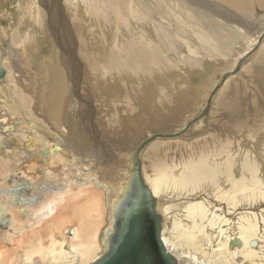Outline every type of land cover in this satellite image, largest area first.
<instances>
[{
	"label": "rangeland",
	"instance_id": "obj_1",
	"mask_svg": "<svg viewBox=\"0 0 264 264\" xmlns=\"http://www.w3.org/2000/svg\"><path fill=\"white\" fill-rule=\"evenodd\" d=\"M135 1L142 7L140 12L144 10L141 12L142 18L147 22L142 18L130 21L131 25L124 29L123 35H120L122 39L124 36L125 41L133 38L139 41L128 56L130 57L134 52L141 51L143 55L151 52L157 54L159 60L151 70H146V64L139 63V66L143 67L142 71L134 72L138 74L136 86L140 92L135 93V78H130L133 60L129 59L127 65L130 68H127L126 73L121 76L124 79L118 82L117 88L122 94L109 98L107 106L101 103L102 108L98 109L99 113L93 114L94 118H91V114L87 117L83 114L85 121L74 126L73 132H69L71 131L69 126H62L64 130L62 127L55 128L42 105L43 92L40 88L41 79L37 68L40 70L44 65L51 66L56 63L60 65L57 70L60 77L65 74L63 65L58 59L60 53L58 43L47 25L50 19L59 23V33L65 46L62 45L68 51V55L65 56L69 57V60L71 58L76 69H80L77 78L67 84L70 86L73 98L80 99L85 104V96L88 92L86 82L90 76L79 67V57L83 52L81 46L84 45L85 36L90 40L93 39V35L100 39V35L105 34V26L103 24L97 26L87 11L86 13L80 11L84 25L79 26L78 17L72 12L76 10L73 6L75 0H0V35H2L0 59L8 64L12 76L14 75L13 84L22 95L21 98L16 94H8V99L13 102L11 106H14L11 110L17 114L11 117L6 115L8 112L1 104L3 100L0 98V113L6 120L4 124H7L8 128L7 132L0 133L2 138L9 133L20 135L19 130L30 129L25 123L18 121L20 118L35 119L39 121L37 125L45 128L44 132L38 131V134L46 135L50 144H57L64 150L76 151V155L84 163L92 159L93 150L97 155L95 159L101 158L104 160L102 163L108 165L107 161L114 158L111 151L113 145H116L114 148L118 149V152L120 142L121 145L130 146L128 150L123 151L125 154L130 152L131 146L134 148L142 138L151 133L173 131L175 133L179 128H183L202 108L204 94L210 91L222 73L229 71L240 58L251 51L259 35L264 32V2L260 4L259 0H248L246 4L234 0L233 6L219 0ZM200 1H203L205 6H196ZM123 2L133 4V0H123ZM83 9L86 10L84 3L79 7V10ZM133 9L136 10V6ZM58 10L61 16L56 14ZM90 20L94 23L91 24ZM130 28L133 35L130 34ZM105 42L104 39L103 45ZM59 44L61 45L60 40ZM100 44L93 46L91 52L96 56L100 54L104 60L106 53ZM21 54L28 55L32 60L24 59ZM18 55H21V59L17 57ZM21 60H28L30 66L25 68ZM46 71L51 75V68ZM171 71L176 72V75L171 76ZM226 81L213 98L209 111L207 128L209 130L197 137L198 132L195 133L188 124L186 139H157L150 143L156 144L160 152L168 154L193 150L191 148L194 144L211 137H214L216 144H219L224 137L214 157L195 168L181 171L175 165L179 161L173 158H150L151 160L147 161L149 160L147 153L144 156L143 153L148 146L140 156L141 174L157 195L167 215L163 225L164 238L166 244H169L168 249L172 247L175 250L173 255L180 258H177L178 264H264V137H262L264 112L263 116L258 115L259 122L254 118L242 122L241 127L244 129L240 130L229 129L230 121L222 118L226 113L223 111L218 114L216 109L218 98L222 101L227 100V88L234 82L236 86L242 88L237 97L243 102L240 103L238 118L243 114L249 116L250 113L258 112V108L264 111V99H262L264 93L259 88V82L264 88V37L258 47L248 54L240 72ZM165 85L170 87L163 88ZM251 95H257L256 97L261 101ZM93 96L97 97L96 94ZM164 99H167L169 108L164 107L166 105ZM8 104L10 105V102ZM142 106L149 111L146 112ZM170 106L174 108L170 109ZM141 113L144 116H141ZM96 117L101 118L108 126L115 127L112 126L116 135L113 138L114 143L110 142V137L104 138L101 135L100 128L104 129L105 124L100 120L102 124L97 127L92 120ZM150 119H158V122L152 123ZM161 123L166 124H163L165 127L160 125ZM154 125L157 127L151 128ZM105 131L108 132L109 128L106 127ZM6 142L7 144L1 147L8 152L12 145ZM67 155L71 161L76 162L77 159L72 153ZM159 160L161 165L158 163ZM98 165L99 167H95L96 170L100 169L101 173H104L102 175L107 177L105 173L110 169ZM85 171V167L80 170L81 174ZM58 172L54 175L59 177L60 172L59 175ZM75 177L80 178L79 173H76ZM156 181L159 187L153 186ZM9 183L24 184L25 181L23 176L16 173L10 178ZM22 189L25 187L23 186ZM96 200L99 203L96 219L98 222L101 221L98 225L99 230L105 225V207L100 196H97ZM202 208L204 213H199ZM88 218H95L94 211L91 212L89 209L88 216L85 217V211L80 207L81 224ZM51 229L50 227L44 229L42 235L47 230L49 237ZM217 231L220 232L221 237L215 243L214 233ZM240 233L257 236L261 240L260 250L250 252L245 247H240L234 254L231 250L233 248L226 245V238ZM48 242H50L49 238L40 246L23 244L12 254L8 263L2 264H82L79 257L68 262L51 261L46 246ZM104 251L105 249L102 252ZM93 253L94 255L98 253L96 246Z\"/></svg>",
	"mask_w": 264,
	"mask_h": 264
},
{
	"label": "bare ground",
	"instance_id": "obj_2",
	"mask_svg": "<svg viewBox=\"0 0 264 264\" xmlns=\"http://www.w3.org/2000/svg\"><path fill=\"white\" fill-rule=\"evenodd\" d=\"M88 1L89 2H86V0H75V4L73 6L74 8H76V10H73L72 12L75 17H78V25L81 27H83L84 25V19L80 11L82 13H86L87 11V14H89V17L92 16L91 18L94 19L97 26H100L101 24L105 26V34H101L100 39L93 35L92 40H90L88 36H85L84 45L81 46L83 52L79 57V67L82 70L84 69V71L90 76L88 78V82H86L88 92L85 96V100L87 105L82 100H76L73 98L70 91V86L67 84V82L72 83L74 81V78H77V73L78 71L80 72V69H76V66H74V64L72 63L71 58L70 61L69 57L65 56L68 55V51L63 47V39L60 36L61 33H59L60 26L59 23H55L53 19L49 20L47 27L50 28V32L52 33L51 35L54 36L56 42L58 43L57 47H59L60 50L58 59L60 60L61 65H63V68L65 70V72L64 70L63 72L66 75L64 74L62 78L60 77V73L57 71L60 65H57L56 63H53V65L51 64V66L44 65V67H41L40 70L37 68V73L41 79L40 88L43 92V109L50 117V119H47L53 122V126L55 128H61L62 126L71 127V131L69 132H73L74 126L80 124V122L82 121H85V119H83V114H85L86 117L91 114L92 118L94 113H99L98 109L102 108L101 103L107 106L109 103L107 100H109V98H115L118 95L122 94L117 87L118 82L124 79L121 78V76L126 73L127 68H130L127 65L129 59L133 60L130 68V78H135V93L140 92V89L136 86V83L138 82V74L134 72L136 71L140 73L142 71L143 67H140L139 63L146 64V70H151V68L156 64L157 60H159V56L154 53L152 54L151 52L143 55L141 51L139 53L133 51L134 53L130 57L128 56V54L131 53V50L136 47L139 41L137 40V38L130 39V41L126 39L125 41L124 36L123 40L122 36L120 35L124 32L125 28H128L131 25L129 24L130 21L133 22V20L141 19L143 17V13L141 12L144 10L140 12V8L142 7L138 6L139 4L136 3L135 0H133L132 5L127 4V2H123V0ZM219 1H226L230 6H233L235 3L234 0ZM239 1L240 3L246 4L248 0ZM259 1L260 4L264 2V0ZM83 3L84 6H86V10H79V7H82ZM123 5L125 6V8L127 7V9H125ZM133 5L136 6V10L133 9ZM196 6L203 7L205 6V3H203V1H200ZM56 14L58 16H61V12H59V10L56 11ZM147 14H145V16ZM142 19L143 21H145L144 18ZM89 22L91 24L94 23L92 20H90ZM109 32L110 34H108ZM130 34L133 35L132 29L130 30ZM1 36L2 35H0V38ZM57 36L61 42V45L59 44ZM259 36L261 37V35ZM104 39L106 40V42L103 45ZM97 44H100L105 49L104 53H106V55L104 56V60L101 58L100 54L96 56L91 52L92 47ZM1 45L2 44L0 43V47ZM21 55H23L24 59L27 58L30 61L32 60L28 55ZM21 55H18L17 57L21 59ZM72 56L76 57V55ZM261 57L263 58V56ZM28 60H21L25 65V68L30 66V62ZM0 68L6 70V76L4 80L0 82V98L3 100L1 104L6 108V112H8L6 115L11 117L17 114H15L16 112L14 113L11 110L14 106H11V103L13 102L8 99L9 95L16 94L21 98L22 95L21 92L17 90L13 84L14 75L12 76L11 69L9 68L8 64L2 62L1 59ZM45 68L49 70L51 68V75H48ZM175 73L174 71L170 72L171 76H175ZM216 83L213 84L212 88H210V91H213ZM224 84L222 85V87L224 86ZM229 85V88H227L228 93L226 94L227 100L222 101L218 98V101L216 103L218 114L224 111L226 114L222 115V118H224L226 121H230L228 128L241 130L242 122H246L248 118H254L257 122H259L257 117H259L258 115L263 116L264 111H260L263 110L262 108H258V112H255L253 114L250 113L251 116L243 114L241 118H238L240 103L243 102L237 97L242 88L236 86L234 82L230 83ZM167 86L170 87L169 85H165L163 88H168ZM259 88H261L264 93V88L263 86H260V82ZM28 89L29 88H27V90ZM210 91L204 94V100L201 104L202 108L200 109V111H197L194 114V116L192 117L193 119H191L186 124L184 122V127L182 126L183 128H179V130L175 131V133L174 131L168 133H179V136L177 138H185L188 124H190L191 128L195 130V133L198 132L197 137L200 134H204V131L209 130L207 129L209 111L211 109L213 98L214 96L216 97L219 90L217 91V94L213 95L210 100L209 109L205 114L206 120L200 117V114L206 107V103L208 101L207 95ZM95 94L97 95V97L93 96ZM251 96H254L255 99L260 100V98L258 99L256 97L257 95ZM262 99L264 98L262 97ZM164 100V104H166L164 105V107L169 108L166 102L167 99ZM257 100L256 102H258ZM114 101H116V99H114ZM9 102L10 105L8 104ZM142 108L146 112L149 111V109L144 106H142ZM173 108L174 106H170V109ZM142 115L143 114L141 113V116ZM4 120L5 119L2 118V115L0 113V133H3V131H8L7 124H4ZM92 120L93 123L97 125V127L102 124L101 118L98 119L96 117ZM18 121L25 123L26 127L29 126L30 129L26 128L27 130H19L20 128L16 129V127L15 129L19 130L18 132H20V135H11L9 133L5 135L6 137L4 138L0 136V264L8 263V261L12 257V254L15 253L23 244H25L26 246H40L43 245L47 238H49L50 240V242H48L46 246L48 249V254L51 257V261L61 260L62 262H68L70 259L74 260L75 258L79 257L82 264H93L102 257V251L107 248V237L111 233L112 224V218H110V209L114 205H118L121 198L123 199V196H125L129 188H131V185H129L130 176H128V173H131V170L133 168V161L130 160V156L131 152L136 146H134V148H132L131 146L130 152H125L124 154L123 151L128 150L130 146L127 147L126 144L121 145L120 142V151L118 152V149L114 148L116 147V145H113V149H111V151L113 155L112 157L114 158L107 161L108 165L102 163L104 160L101 158L95 159L97 158V155L92 150V159H90L89 162L84 163L82 159L79 158L78 155H76V151H71L72 149L64 150V148H61L57 144H50V142L45 137L46 135H39V132L42 133L45 130V128L41 127V125H37L39 121H35V119L28 120L26 118H20V120ZM150 121L152 123H156L158 122V119H150ZM64 122L65 124H63ZM102 122L103 124H105L104 121ZM201 123L203 125H201ZM139 124L141 125V123ZM163 124L164 123H161L160 125ZM24 126L25 125H23V127ZM112 126H108L107 124H105L104 129L100 128V132L104 138L110 137V142L114 143L115 140L113 138L116 137V135L113 131L114 129L112 128ZM155 126L157 127V125H154L151 126V128ZM106 127L109 128L108 132L105 131ZM62 128L64 130V127ZM242 129H244V127ZM6 141H8L10 145H12L10 151L8 150V152H5L4 147H1L7 144ZM223 141L224 137L219 141V144H216V140L214 139V137H211L207 138L206 141L194 144L193 148H191L193 150L178 151L177 153L173 152L168 154L160 152L156 144H148V147L145 146L140 152L139 157L147 147L143 153V156L147 153L146 156L148 157L147 159H149L147 161H150V158H173L179 161L175 163L178 169H180L181 171L185 169L189 170L201 165L202 163H204V161H207L208 159L214 157ZM70 153L75 156V158L77 159L76 162L71 161L69 155H67ZM139 163L141 166V160L139 161ZM158 163L159 165H161L160 160L158 161ZM98 164L102 165V168L110 169L105 173L107 177L102 175L104 173H101L102 171H100V169L96 170L95 167H99ZM82 167H85L86 171L81 174L80 170L82 169ZM57 171L60 172L59 177L54 175V173H56ZM16 173L23 176V179L25 181L24 184L11 185L9 183L10 178H12L13 174L15 175ZM76 173H79V179L75 177ZM104 178H106L107 180ZM173 178L176 179L174 176ZM142 180L146 185L149 194L154 198L153 199L151 197L155 202L154 209L156 210V213H158L159 217L162 219L160 238L166 250L173 255L175 253V250L172 247L170 248L171 251L170 249H168L169 244H166V238H164L163 225L167 220V215L162 208L157 195H155L153 189L147 185L148 182L146 183L143 175ZM23 186L25 187V189H22ZM153 186L159 187L158 181H156ZM97 196H100L102 198L103 207H105V225L104 227L99 228V230L98 225L101 223V221L98 222V220L96 219V215L99 212V203L96 200ZM232 200H234L233 197ZM80 207H83V211H85V217L88 216L90 209L91 212L94 211L95 218H88L86 222L81 224V221L79 220ZM199 213H204V209L202 208ZM199 213L197 214V216H199ZM75 219H77V221H75ZM48 227H50V229L53 227V229L49 231V237L47 235V230L45 234L42 235L43 230L48 229ZM214 236V242L216 243L217 240H219V238L221 237L220 232H215ZM232 237L226 238V245H228L229 248H233L231 250L234 254L237 250H239L237 248L240 247H245L250 252L260 250L261 245L259 243L261 242V240L257 236L245 235L244 233H240L237 236H234L233 238ZM233 239H237L238 242H236L238 243V245L234 243L233 246H229L230 241H233ZM94 246H96L98 249V253L95 255L93 253ZM92 256L94 257L93 259L91 258Z\"/></svg>",
	"mask_w": 264,
	"mask_h": 264
},
{
	"label": "water",
	"instance_id": "obj_3",
	"mask_svg": "<svg viewBox=\"0 0 264 264\" xmlns=\"http://www.w3.org/2000/svg\"><path fill=\"white\" fill-rule=\"evenodd\" d=\"M263 37L264 32L251 51L258 47ZM251 51L239 59L229 71L221 74L213 91L207 95L208 101L200 117L206 120L205 114L209 109L211 98L228 78L240 72L243 62ZM5 71L0 68V82L6 76ZM178 136L179 133H153L142 138L131 152L130 160L133 161V168L131 165V173H128L131 188L123 196V199L121 198L118 205L111 207L112 224L111 233L107 237V248L101 255L102 257L93 264H178L177 258L166 250L160 238L162 219L156 213L154 198L149 194L142 180L139 163L140 152L145 146L156 139H174ZM236 241L237 239L230 241L229 246H233L234 243L238 245V241Z\"/></svg>",
	"mask_w": 264,
	"mask_h": 264
}]
</instances>
